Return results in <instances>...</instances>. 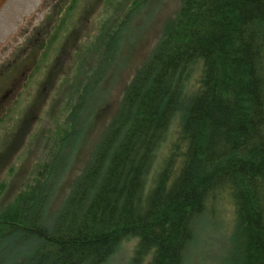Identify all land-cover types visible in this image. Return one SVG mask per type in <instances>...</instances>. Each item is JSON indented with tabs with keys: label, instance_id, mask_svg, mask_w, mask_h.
Wrapping results in <instances>:
<instances>
[{
	"label": "trees",
	"instance_id": "1",
	"mask_svg": "<svg viewBox=\"0 0 264 264\" xmlns=\"http://www.w3.org/2000/svg\"><path fill=\"white\" fill-rule=\"evenodd\" d=\"M73 1L59 3L37 26L24 23L17 35L25 37L13 49L2 47V64H33L0 96V107L42 70L55 42L54 14L68 13ZM176 1L119 98L104 107L96 95L89 108L86 97L91 53L98 49L101 59L104 40L86 52L90 75L73 57L63 120L45 138L31 183L7 206L0 183V264H109L129 239L137 243L127 264H190L202 229L218 217L222 193L234 224L215 259L264 264V0ZM149 2L121 0L128 11L120 25ZM117 27L105 25L101 37ZM27 46L31 59L19 60ZM105 73L99 80L110 81L113 73ZM93 126L96 142L80 159L79 143Z\"/></svg>",
	"mask_w": 264,
	"mask_h": 264
},
{
	"label": "rangeland",
	"instance_id": "2",
	"mask_svg": "<svg viewBox=\"0 0 264 264\" xmlns=\"http://www.w3.org/2000/svg\"><path fill=\"white\" fill-rule=\"evenodd\" d=\"M59 3L64 4V0H52L49 7L27 21V25L37 26ZM120 3L121 0H79L73 1L70 5L71 12L61 13L59 10L54 14L53 27L49 33L55 36V42L52 45L50 57L47 60L41 58L42 70L34 81L27 88L24 86L20 89L16 88L15 91L18 90V92L11 95V99L0 107V183H5L7 187V194L2 197L1 205H9L16 193L31 183L35 164L45 156V138L51 130L55 129L56 123L63 120L64 94L66 87H69V78L71 84L74 83L73 69L76 68V63L73 57L79 56L77 68L82 64L85 74L90 75L93 63L88 60L86 52L89 48H94L98 40H104L101 59H98V49L91 53L94 55L95 68L93 77L89 81L91 92L86 95L91 101L87 105L89 108L96 95L97 104L104 107L107 102L119 98L124 82L129 76L131 77L136 63L155 40L160 19L172 14L177 1L150 0L147 6L141 7L132 15L131 20L121 25V20L126 19L125 13L128 9ZM113 4L114 7H112ZM73 5H75L74 8H72ZM66 20L64 28L59 27ZM117 22H119V28H115L110 35L101 37L105 25L112 28ZM36 34L40 35V32ZM24 37L23 35L9 48L13 49ZM36 37L39 38L37 35ZM38 41L41 40L38 39ZM147 41H149L148 44ZM25 50L19 60L31 59V46H27ZM1 54L4 55L3 50ZM108 58L111 61L110 65L102 70ZM38 59L39 54H36L35 60ZM32 64L30 60L18 68L15 60L7 65L0 61V89H2L0 96L13 85H17L27 67L29 68ZM4 69L11 75L13 69L16 71L18 69V72L13 74V80L6 81L3 79ZM66 71H68L67 78L64 75ZM105 71L113 73L110 81L108 80L110 75L103 76L102 80H99V73L106 75ZM83 76V73L78 75V82H82ZM48 77L54 79L49 82ZM178 129L177 122L174 125L175 134ZM97 134L94 126L86 138L84 134L78 149L83 148L80 159L87 157L96 142ZM170 148L171 140L169 139L160 153V160L170 151ZM175 160L177 165L179 156H176ZM153 177L154 172L150 176V182ZM223 196V200L217 207L218 217L202 229L190 264H223V256L219 261L215 258L222 249L223 240L232 232L234 224L233 206L229 194L222 193L221 197ZM136 243L137 240L124 243L123 249L109 264H127Z\"/></svg>",
	"mask_w": 264,
	"mask_h": 264
},
{
	"label": "water",
	"instance_id": "3",
	"mask_svg": "<svg viewBox=\"0 0 264 264\" xmlns=\"http://www.w3.org/2000/svg\"><path fill=\"white\" fill-rule=\"evenodd\" d=\"M51 2L52 0H0V50L20 39L23 35L16 34L19 26L45 11Z\"/></svg>",
	"mask_w": 264,
	"mask_h": 264
},
{
	"label": "bare ground",
	"instance_id": "4",
	"mask_svg": "<svg viewBox=\"0 0 264 264\" xmlns=\"http://www.w3.org/2000/svg\"><path fill=\"white\" fill-rule=\"evenodd\" d=\"M176 166V169L178 168L179 169V167L181 166L180 164H177V165H175ZM132 240H134V239H129V241H132Z\"/></svg>",
	"mask_w": 264,
	"mask_h": 264
}]
</instances>
